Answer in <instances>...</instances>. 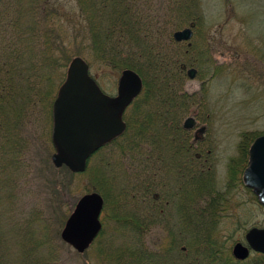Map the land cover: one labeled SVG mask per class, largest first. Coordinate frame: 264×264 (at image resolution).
<instances>
[{
    "label": "trees",
    "instance_id": "16d2710c",
    "mask_svg": "<svg viewBox=\"0 0 264 264\" xmlns=\"http://www.w3.org/2000/svg\"><path fill=\"white\" fill-rule=\"evenodd\" d=\"M60 1L0 0V264L8 263L1 237L13 231L8 211L18 201L16 191L31 161L34 123L42 116L53 121L54 100L77 56L90 65L98 61L116 71L133 69L144 84L124 114L126 130L94 155L91 171L103 186L96 190L106 206L111 196L116 197L119 234H107L103 225L93 245L96 252L83 264H217L219 257L225 264H242L211 237L216 207L226 194L214 186L212 157L195 155L203 149L195 145L192 131L183 127L192 107L200 103L198 92L186 87L189 79L183 66L200 69L211 56L207 46L200 48L204 45L199 40L205 22L203 0H73L86 35L73 25L74 11L65 10ZM193 22L192 42L176 41L175 33ZM63 68L67 72L59 76L58 85H52L55 71ZM50 136L55 148L52 130ZM249 145L242 148L245 156ZM63 166L70 175L76 174ZM99 168L105 169L101 177ZM241 169L230 164L229 181L244 184ZM227 185L229 193L233 186ZM194 197L197 207L192 214ZM253 197L258 199L254 193ZM200 198L208 203L205 207L198 208ZM177 210L186 217L183 231L193 238L194 257L184 258L171 250L180 243L151 244L145 238L150 225L168 223L165 217L172 224L170 216ZM5 217L8 222H3ZM124 232L129 236L121 240ZM56 236L60 237V227ZM31 239H18L22 254L13 264H68L47 239L35 245ZM257 254L254 264H264V254Z\"/></svg>",
    "mask_w": 264,
    "mask_h": 264
},
{
    "label": "rangeland",
    "instance_id": "374dc122",
    "mask_svg": "<svg viewBox=\"0 0 264 264\" xmlns=\"http://www.w3.org/2000/svg\"><path fill=\"white\" fill-rule=\"evenodd\" d=\"M59 3L65 10L74 11L73 25L77 31L86 35L85 22L79 16L76 2L62 0ZM203 6L205 22L199 40L201 38L204 45L200 48L203 50L208 48L211 56L200 69L195 66H183L187 76L189 69H197L195 78L188 76L186 87L191 92H198L200 101L197 106L192 107L191 112L184 119L183 127L191 131L196 127L195 131L206 128V138L203 141L206 142V151L211 150V163L215 168L214 186L216 190L223 189L222 192L226 194L225 200L220 201L216 207L213 218L215 226L211 237L227 247L235 261H242V264H254V257L258 255L256 252L251 251L248 258L239 260L234 257L232 251L239 241L247 244L246 233L250 228L264 227V205L253 197L254 192L246 190L248 187L245 184L229 181L228 170L230 164H237L242 168L240 174L243 176V171L249 163V153L245 156L242 148L247 142L252 145L255 138L264 134V0H203ZM193 29L195 33V27ZM192 39L182 42L191 43ZM87 43L88 41L85 40V47ZM86 60L89 63L88 59ZM93 62L92 65L89 64L91 75L108 95L116 96L118 81L123 70L116 71L98 61ZM62 72H67V69L55 71L54 81H50L52 85L53 83L59 84V76ZM133 101L128 105L124 114ZM188 117L195 118L196 124L192 128L184 126ZM36 120L34 131H32L35 135L34 149L29 154L31 161L26 163L28 167L25 168L19 189L16 191L18 201L8 211V217H11L9 226L13 231L11 234L10 231L2 233L1 237L3 244L7 247L5 252L7 264H13L21 257L22 250L18 243L20 237L32 238L34 243L31 245L47 239L49 245L53 244L68 264H83L93 255V252H96L97 247L93 245L98 237L85 252L80 253L63 241L61 231L79 198L88 192H99L96 188L103 187L91 171L96 163L94 155L99 150L89 159L85 171L74 172L75 175H70L64 166L63 168L56 167L52 160L55 152L53 143L50 141L53 121L49 122L44 116L37 117ZM192 134L194 135V131ZM245 158L247 161L244 160ZM27 169H29L28 174ZM99 172L101 177L105 174V169L101 172L99 168ZM184 175L186 174H180V178H184ZM227 183H232L231 186H233L229 189L231 190L229 193ZM177 191L180 190L177 189ZM180 192L184 193V189ZM177 196H179L178 193ZM155 198L158 199L159 196ZM202 199H198L200 203L198 208L205 207L207 203H201L204 201ZM115 200L116 197L111 196L110 204L104 205L101 220L105 222L103 225L108 231L107 234L114 232L118 235L119 233L115 230L117 209L113 204ZM191 201L193 214L197 207L194 203L195 197L194 200L191 198ZM174 214L170 216L172 224L165 217L168 222L166 225H150L144 236L151 244L170 241L173 245L180 243L179 247H175L176 250H171L178 252L184 258L194 257L193 253L196 249L192 246L193 238L191 240L188 233L183 231L186 217L183 216L184 213L180 214L179 210ZM8 221L5 217L3 222ZM192 222L193 220L191 221L193 227ZM127 226L130 227V225ZM58 227H60V237L56 236ZM5 229L7 230L8 226ZM26 229L31 231L29 235ZM170 230H173L171 235L168 233ZM172 235L176 242L172 241ZM128 236L129 233L127 235L124 232L121 234V240ZM109 250L112 252L111 249ZM2 255L0 250V259ZM219 259L215 260L217 264H225V259L221 257Z\"/></svg>",
    "mask_w": 264,
    "mask_h": 264
},
{
    "label": "water",
    "instance_id": "95a60500",
    "mask_svg": "<svg viewBox=\"0 0 264 264\" xmlns=\"http://www.w3.org/2000/svg\"><path fill=\"white\" fill-rule=\"evenodd\" d=\"M195 23L178 30L176 41H190ZM197 69L188 70L195 78ZM142 77L133 69H124L118 81V93H105L90 73L86 59L77 56L70 63L66 79L53 103L52 137L56 151L52 155L56 167L66 165L73 172H83L89 159L101 146L120 136L127 124L123 114L128 105L141 93ZM194 117H188L184 126L192 128ZM200 129L197 133H202ZM243 180L264 205V134L255 138L249 149V163ZM104 196L92 191L82 195L61 231L63 241L78 252H85L103 228L101 214ZM245 245L237 242L233 255L239 260L249 257L251 251L264 254V227H252L246 233Z\"/></svg>",
    "mask_w": 264,
    "mask_h": 264
},
{
    "label": "flooded vegetation",
    "instance_id": "af4514ba",
    "mask_svg": "<svg viewBox=\"0 0 264 264\" xmlns=\"http://www.w3.org/2000/svg\"><path fill=\"white\" fill-rule=\"evenodd\" d=\"M124 118V117H123ZM125 120V119H124ZM197 128V127H196ZM196 128H193L192 129V133H193V131H194V135H193V139L194 140H196L197 142L195 143V145L196 146H200L203 150L205 149V151H201V150H199V151H197L196 153H195V155L198 157V158H200L201 157V155L203 154V153H206L208 156H210V157H212L211 156V150H208V151H206V142H204L203 140H205V138H206V128H204V130H203V132L202 133H197L198 131H195L196 130ZM198 139V140H197ZM202 141H201V140ZM199 141H201V142H199ZM248 165V164H247ZM247 165H246V167H247ZM245 167V168H246ZM243 174H244V171H243ZM242 179H243V176H242ZM155 197H157V195L155 196Z\"/></svg>",
    "mask_w": 264,
    "mask_h": 264
}]
</instances>
